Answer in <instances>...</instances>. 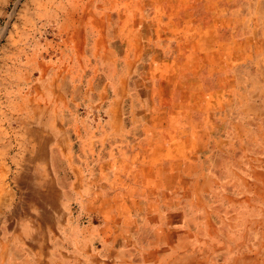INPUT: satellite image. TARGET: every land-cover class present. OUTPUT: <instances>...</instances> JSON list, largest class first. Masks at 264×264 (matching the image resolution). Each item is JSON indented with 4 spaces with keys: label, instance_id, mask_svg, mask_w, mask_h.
<instances>
[{
    "label": "rangeland",
    "instance_id": "rangeland-1",
    "mask_svg": "<svg viewBox=\"0 0 264 264\" xmlns=\"http://www.w3.org/2000/svg\"><path fill=\"white\" fill-rule=\"evenodd\" d=\"M194 2L205 7L204 0ZM186 4L193 2L0 0V133L14 134L13 140L0 139V212L15 208L16 205L11 206L9 201L22 193L16 189L15 174L9 172L8 164H12L16 153L26 154L25 135H17L24 132L19 123L35 113L37 103L47 110V116L37 117V120L57 121L55 133L63 129L61 123L66 112L75 118L72 125L75 150L85 152V162L89 165L99 164L93 172L83 173V183L90 187L87 182L98 181L100 203L97 208L104 215L123 207L106 203L108 194L116 191L110 190L112 186L120 187L118 191H132L138 195L140 190H128L123 186L141 185L148 195L162 197L164 192L172 191L167 188L171 183L192 177V173L188 174L189 165H192L189 150L194 146L187 137L188 130L192 133L197 127L192 124L194 116H211V120L222 117L210 126V137L205 142L211 145L210 166L207 175L198 176L197 180L203 178V184L213 186L226 179L225 157L214 147L224 150L237 140L238 129L231 119L238 105V74L234 69L237 62L229 58L238 50L229 39L226 43H218L212 32L209 53L225 56L218 61L222 69L217 74L223 76L178 75V66L192 70V65L198 63L193 60V53L207 51V45L193 42L190 22L197 13ZM207 10L212 9L207 7ZM134 41L141 45L142 55L149 51L150 58L142 63L136 61L132 68L124 67L122 61L131 54ZM153 53L159 54V58L150 60ZM178 55L181 56L179 60L172 59ZM39 61L46 66L38 68ZM215 67L219 69V65ZM122 78L126 80L124 84L119 82ZM33 80L40 82L39 91H35ZM66 80L70 81L67 95ZM113 83H117L118 89L112 88ZM154 87L160 89L159 93L152 91ZM205 94L210 96L209 110L202 106ZM129 96L133 107L126 125L121 108ZM195 103L200 107L193 108ZM220 106L225 109H218ZM81 135L87 136L84 149L80 148ZM6 144L9 151L1 152ZM56 144L54 139L50 147ZM67 144L72 146V143ZM194 144L197 149L198 142ZM61 145L64 148L65 144ZM102 151V160H98L96 154ZM3 168L8 171L2 172ZM178 191L181 196L186 190Z\"/></svg>",
    "mask_w": 264,
    "mask_h": 264
},
{
    "label": "crops",
    "instance_id": "crops-1",
    "mask_svg": "<svg viewBox=\"0 0 264 264\" xmlns=\"http://www.w3.org/2000/svg\"><path fill=\"white\" fill-rule=\"evenodd\" d=\"M178 1L193 2L192 5L186 4L197 13L190 22L193 30L191 36L194 44L207 45V51L192 54L193 60L198 61L192 65V70L180 65L178 75L210 78L221 71L218 61L225 59V56L222 53H209L212 32L218 43H226L229 39L238 50L229 58L237 62L234 69L238 74V105L231 116L238 129L237 140L235 145L224 150L214 147L225 157L223 170L226 171V179L217 181L212 188L197 180L198 176L207 175L210 166L208 157L211 155V145L205 143L210 137V126L222 117L211 120V116H194L192 124L197 127L193 128V133L189 129L187 137L194 146L189 150L192 165H189L188 174L192 173V177L180 183H171L167 188L172 191L164 192L162 197L148 195L141 185L123 186L128 190H140L138 195L132 191H118L120 187L112 186L110 190L114 188L116 191L108 194L107 204L123 207L104 215L97 208L100 203L97 199H100L98 181L87 182L90 187L83 183V173L93 172L99 164L89 165L85 162V152L75 150L72 142L73 117L71 122L64 125L68 129L64 132L65 141L72 143V146L66 144L63 148L62 145H54L56 150L52 151L48 145L46 163L43 165L36 160L31 139L30 143H26V154L16 153L12 164H8L9 172L15 174V184L22 183L20 187L15 185L16 189L21 188L22 193L9 201L11 206L16 205L15 208L0 212V264H176L175 261L181 264V260L185 261L182 264H194L195 254L199 255L198 264H263L264 0H204L205 7H200V2L194 0ZM207 7L212 10L208 11ZM189 9L187 12H190ZM148 52L143 53L141 63L150 58ZM172 57L173 60L181 58L180 55ZM155 58H159V54L153 53L150 60ZM216 65H219V69ZM220 74L217 76L222 77ZM130 97L121 108L126 125L130 122L129 114L133 107ZM209 97V94H205L202 103L204 109L208 110L211 109ZM199 107V103L193 106ZM223 108L220 106L218 109ZM17 135L24 137V133ZM48 135L61 137L62 133L49 132ZM13 137L14 134L0 133L2 140H13ZM24 140L29 141L28 138ZM217 141L214 139V143ZM8 147V144L3 145L1 152L9 151ZM110 151L107 152L110 154ZM96 156L102 160L103 151ZM35 165L45 166L52 177L57 196L54 203L36 202L28 196ZM1 171L7 172L8 169ZM18 174L22 175L21 178H18ZM179 189L186 191L179 196ZM243 255L249 262L253 257L254 262L251 260L253 263H249Z\"/></svg>",
    "mask_w": 264,
    "mask_h": 264
},
{
    "label": "bare ground",
    "instance_id": "bare-ground-1",
    "mask_svg": "<svg viewBox=\"0 0 264 264\" xmlns=\"http://www.w3.org/2000/svg\"><path fill=\"white\" fill-rule=\"evenodd\" d=\"M81 14H82V12H81ZM76 15V14H75ZM103 17V16H102ZM84 19V18H83ZM113 19V18H112ZM97 20V19H96ZM140 21V20H139ZM138 21V22H139ZM101 25H103V23H100ZM97 27H98V25H97ZM125 27V26H124ZM103 32V31H102ZM111 33V32H110ZM79 34V33H78ZM76 38H77V36H76ZM89 39V38H88ZM100 39H102V38H100ZM137 39V38H136ZM91 40V39H90ZM135 40V39H134ZM82 41V40H81ZM102 41H104V39H102ZM102 41H100V42H102ZM93 43V42H92ZM128 43H129V41H128ZM80 44H81V42H80ZM89 44V43H88ZM98 45H99V43H98ZM76 46V45H75ZM78 47H79V45H77ZM95 46H96V44H95ZM140 47H141V45L139 44V42H137V41H134V44H132V52H131V54L128 56V58L126 57L122 62L124 63V67H128V68H132L135 64H136V61H139L140 60V58L142 57V48L140 49ZM98 50V49H97ZM96 51V50H95ZM93 53V52H92ZM247 53V52H246ZM93 55V54H92ZM229 56V55H228ZM147 58V57H146ZM227 59V58H226ZM89 61V60H88ZM121 63V62H120ZM46 65H45V63L43 62V61H39L38 62V64H37V67L38 68H44ZM84 69V68H83ZM89 69V68H88ZM127 69V68H126ZM44 70V69H43ZM81 71V70H80ZM67 72V71H66ZM126 73V72H125ZM127 74H128V72H127ZM137 75H138V73H137ZM66 76V75H65ZM68 76V75H67ZM81 76V75H80ZM163 76V75H162ZM84 77V76H83ZM37 79V78H36ZM63 79V78H62ZM65 79V78H64ZM154 79V78H153ZM165 80V79H164ZM80 81H81V79H80ZM121 81V83L122 84H124V82L126 81L125 79L123 80V78L122 79H120L119 80V82ZM156 81L158 82L159 81V79H156ZM160 81H162V80H160ZM29 82V81H28ZM33 86H35L34 88H35V91H39V89L41 88V84H40V82L39 81H35V80H33ZM66 82V87H65V94L67 95V93H68V89H69V86H70V81L69 80H66L65 81ZM82 82V81H81ZM30 83V82H29ZM98 83L100 84V81H98ZM121 83H118V85L120 84L121 85ZM21 84V83H20ZM90 85V84H89ZM103 86V85H102ZM116 87H117V83H115V85H114V83H113V86H112V88L113 89H116ZM119 87V86H118ZM118 87H117V89H118ZM159 87V86H158ZM158 87L156 88V87H154L153 88V90L152 91H154V93H155V91H157V93H159V90H158ZM207 88V87H206ZM33 90V89H32ZM175 90V89H174ZM83 91V90H82ZM116 91V90H115ZM170 91V90H169ZM173 91V90H172ZM136 92V91H135ZM70 93V92H69ZM164 93V92H163ZM240 97V96H239ZM153 98V97H152ZM161 99V98H160ZM165 99V98H164ZM86 101V100H85ZM165 101V100H164ZM81 102V101H80ZM166 102V101H165ZM63 103V102H62ZM75 103V102H74ZM173 103V102H172ZM38 105H37V110H35V113L33 114V115H31V117H29V116H27L26 118H24V119H22L21 121H20V125H21V127H22V129H24V135H25V139H27L28 138V140L29 141H27V144L28 143H30V141H31V139H33V147H34V151H35V154L37 155V161H39V163L41 162L43 165H45V163H46V154H47V150H48V145H50V146H52L51 145V143L54 141V139L57 141V144H56V146L58 147L60 144H67V142L65 141V137H64V132L65 131H67L68 129L67 128H65V127H63V129L62 128H60V131L59 132H61L62 133V136L61 137H50L48 134H49V130L50 131H52L53 132V134H55V131H56V129H57V127H55V126H58V124H57V121H50L49 120V118H48V120H46L45 122H40L39 120H37V117H45V116H47V110H46V108H42L41 106H40V104L39 103H37ZM83 104V103H82ZM85 104V103H84ZM110 104H111V102H110ZM93 105V104H92ZM132 105V104H131ZM156 105V104H155ZM113 106V105H112ZM159 106V105H158ZM184 106V105H183ZM155 107V106H154ZM97 108V107H96ZM36 109V108H35ZM88 109V108H87ZM91 109V108H90ZM117 109V108H116ZM153 109V108H152ZM118 110V109H117ZM172 111H173V109H172ZM91 112V111H90ZM152 112V111H151ZM169 112V111H168ZM71 113H69V112H66L65 113V115H64V122L63 123H61V125H67V123H69V122H71L72 120H73V116L72 115H70ZM90 114V113H89ZM110 115V114H109ZM88 116V115H87ZM173 117H174V115H173ZM39 119V118H38ZM92 119H93V117H92ZM162 119V118H161ZM82 122L84 121V120H81ZM94 121V120H93ZM53 126V127H52ZM52 128H53V130H52ZM55 128V129H54ZM79 129V128H78ZM111 129V128H110ZM74 130V129H73ZM71 131V130H70ZM75 131V130H74ZM77 131V130H76ZM75 131V132H76ZM81 131V130H80ZM193 133V132H192ZM249 133V132H248ZM93 134V133H92ZM77 135H78V133H77ZM94 135V134H93ZM107 135V134H106ZM82 136V135H81ZM264 136V135H263ZM85 137H87L86 135L85 136H82L81 137V139H80V141H81V147L80 148H82L83 147V149H84V147H86V139H85ZM88 138H89V136H88ZM254 138V137H253ZM263 144H264V142H263ZM75 145V144H74ZM36 146H37V148H36ZM102 146H103V144H102ZM56 147V148H57ZM117 147V146H116ZM121 147V146H120ZM52 147H50L49 149H51ZM55 148V147H54ZM54 148H52V151H55L56 149H54ZM24 149V148H23ZM92 149V148H91ZM50 151V150H49ZM61 151V150H60ZM94 151H95V149L94 150H92V152L94 153ZM245 151V150H244ZM95 154V153H94ZM50 159V158H49ZM48 159V160H49ZM251 164V163H250ZM23 166H24V164H22ZM21 165V167H23ZM29 167V166H28ZM25 168V167H24ZM30 168V167H29ZM22 172H24V171H22ZM21 174H23V173H21ZM21 174H18V178H21ZM27 175V174H26ZM203 175V174H202ZM23 176L24 177H27V176H25L24 174H23ZM210 178V177H209ZM226 178V177H225ZM80 179V178H79ZM82 179V178H81ZM199 181H201L200 180V178L198 179ZM23 181V180H22ZM18 182V181H17ZM26 182V181H25ZM123 182V181H122ZM202 182H203V178H202ZM19 183H20V181H19ZM27 183V182H26ZM80 183V182H79ZM82 183V182H81ZM80 183V184H81ZM209 183V182H208ZM22 183H20V185H21ZM24 184V183H23ZM55 184V183H54ZM80 184H78V185H80ZM221 184H222V182H221ZM225 184V183H224ZM20 185L19 184H17L16 183V186H18V187H20ZM204 186H207V184H203ZM226 185V184H225ZM233 185V184H232ZM210 186V188H212L213 186H211V185H209ZM238 186V185H237ZM242 186V185H241ZM235 187V186H234ZM233 187V188H234ZM29 195L28 196H30V197H32V198H34L35 199V201L36 202H43V203H47V202H49V203H54L56 200H57V198H56V196H55V188H54V185H53V179H52V177L47 173V169H46V167L45 166H41V167H39V166H37V165H35V167H34V174H33V176H31L30 177V184H29ZM226 188V187H225ZM204 189V188H203ZM216 189V188H215ZM19 190H21V188L19 189ZM57 190V189H56ZM94 190V189H93ZM22 191V190H21ZM58 191V190H57ZM108 191V190H107ZM189 191V190H188ZM204 191V190H203ZM226 191H228V190H226ZM230 191V190H229ZM188 193V192H187ZM202 193V192H201ZM212 193V192H211ZM17 195V194H16ZM202 195V194H201ZM104 196V195H103ZM206 196V195H205ZM204 196V197H205ZM234 197V196H233ZM216 198V197H215ZM220 198H222V197H220ZM16 199V198H15ZM61 200H62V198H60ZM98 200H99V198H97ZM104 199V198H103ZM102 199V200H103ZM207 199H208V197H207ZM210 199V198H209ZM214 199V198H213ZM106 200V199H105ZM104 200V201H105ZM222 200V199H221ZM217 201V200H216ZM203 202V201H202ZM234 202V201H233ZM107 203V202H106ZM12 204V203H11ZM237 205V204H236ZM235 205V206H236ZM47 206V205H46ZM232 206V205H231ZM204 207V206H203ZM234 207V206H233ZM46 208V207H45ZM111 208V207H110ZM18 210V209H17ZM112 210V209H111ZM12 211V210H11ZM7 212V211H6ZM18 212V211H17ZM48 212H50V211H48ZM112 213V212H111ZM114 213V212H113ZM204 213H205V211H204ZM60 214V213H59ZM217 214V213H216ZM63 215V214H62ZM214 218V217H213ZM216 218V217H215ZM260 218V217H259ZM224 220V219H223ZM106 221H108V220H106ZM215 221H217V219L215 220ZM225 221V220H224ZM197 222V221H196ZM211 222V221H210ZM219 222V221H218ZM226 222V221H225ZM211 225H213V224H211ZM42 227V226H41ZM198 227V226H197ZM213 227V226H212ZM223 227V226H222ZM247 227V226H246ZM259 227V226H258ZM263 227H264V225H263ZM43 228V227H42ZM250 228V227H249ZM256 228V227H255ZM200 229H201V227H200ZM199 229V230H200ZM215 229V228H214ZM221 229V228H220ZM258 229V228H257ZM216 230V229H215ZM214 230V231H215ZM203 231V230H202ZM257 231V230H256ZM264 231V230H263ZM211 232H213V231H211ZM220 232H222V231H220ZM206 233V232H205ZM216 233V232H215ZM210 234V233H209ZM214 234V233H213ZM217 234V233H216ZM264 234V233H263ZM262 234V235H263ZM196 235H197V233H196ZM210 235H212V234H210ZM194 236V235H193ZM225 236V235H224ZM237 237V236H236ZM239 237V236H238ZM198 238V237H197ZM216 238V237H215ZM221 238V237H220ZM199 239V238H198ZM229 239V238H228ZM74 240V239H73ZM202 240V239H201ZM207 240V239H206ZM216 240V239H215ZM193 241H194V239H193ZM197 241H199V242H201L200 240H197ZM222 241H225V240H222ZM208 242V241H207ZM210 242V241H209ZM220 242V241H219ZM219 242H216V243H218L219 244ZM226 242V241H225ZM225 242H223V243H225ZM261 242V241H260ZM195 243V242H194ZM193 243V244H194ZM213 243V242H212ZM238 243V242H237ZM197 244V243H196ZM203 244V243H202ZM263 244H264V241H263ZM238 245V244H237ZM176 246V245H175ZM201 246V245H200ZM205 246V245H204ZM228 246V245H227ZM233 246H234V244H233ZM259 246V245H258ZM257 246V247H258ZM262 246H264V245H262ZM173 247H174V245H173ZM214 247V246H213ZM221 247V246H220ZM225 247V246H224ZM223 247V248H224ZM229 247V246H228ZM237 247V246H236ZM46 248V247H45ZM179 248H180V246H179ZM185 248V247H184ZM192 248V247H191ZM219 248V247H218ZM230 248V247H229ZM233 248V247H232ZM197 249H198V247H197ZM238 249V248H237ZM178 250V249H177ZM199 250V249H198ZM202 250V249H201ZM200 250V251H201ZM217 250V249H216ZM249 250V249H248ZM253 251H254V249H252ZM261 250V249H260ZM176 251V250H175ZM174 251V252H175ZM179 251V250H178ZM225 251V250H224ZM228 251V250H227ZM242 251V250H241ZM145 252V251H144ZM173 252V253H174ZM180 252V251H179ZM191 252V251H190ZM209 252V251H208ZM237 252V251H236ZM254 252H256V251H254ZM203 253H204V251H203ZM231 253H233V252H231ZM244 253V252H243ZM220 254V253H219ZM234 255V254H233ZM248 255V254H247ZM250 255V254H249ZM252 255V254H251ZM254 255V261H256L255 259H257V258H255V255H256V253H254L253 254ZM98 256V255H97ZM199 256V255H198ZM198 256L195 254L194 255V258H193V260H194V264H198ZM212 256V255H211ZM246 256V255H245ZM107 257V256H106ZM166 257V256H165ZM180 257V256H179ZM243 257H244V255H243ZM242 257V258H243ZM250 257V256H249ZM260 257V256H259ZM206 258V257H205ZM82 259V258H81ZM181 259V258H180ZM244 259L246 260V259H248V258H245L244 257ZM252 259H253V257H252ZM251 259V260H252ZM105 260V259H104ZM213 260V259H212ZM225 260V259H224ZM237 260H239V258L237 259ZM250 260V262L251 263H253L252 261ZM262 259L260 258V261H261ZM108 262H109V260H107ZM174 261L175 260H173V263H174ZM178 261V260H177ZM182 261L185 263V261L184 260H181L180 262H181V264H182ZM206 261V260H205ZM204 261V262H205ZM216 261V260H215ZM235 261H236V259H235ZM241 261V260H240ZM258 261V260H257ZM259 261V262H260ZM171 262H172V260H171ZM199 262H201V261H199ZM236 262H238V261H236ZM242 262V261H241ZM248 262H249V259H248ZM249 262V263H250ZM163 263H164V261H163ZM175 263L176 264H180L179 262H176L175 261ZM183 263V264H184ZM246 263V262H245ZM166 264V263H165ZM192 264V263H191ZM254 264V263H253ZM263 264H264V260H263Z\"/></svg>",
    "mask_w": 264,
    "mask_h": 264
}]
</instances>
